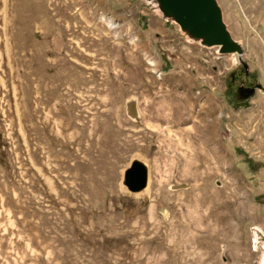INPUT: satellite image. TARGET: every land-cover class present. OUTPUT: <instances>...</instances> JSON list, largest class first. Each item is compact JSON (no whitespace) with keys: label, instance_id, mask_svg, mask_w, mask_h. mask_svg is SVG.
Segmentation results:
<instances>
[{"label":"rangeland","instance_id":"1","mask_svg":"<svg viewBox=\"0 0 264 264\" xmlns=\"http://www.w3.org/2000/svg\"><path fill=\"white\" fill-rule=\"evenodd\" d=\"M83 1L81 24L0 0V264H264V0H218L242 56L144 0ZM207 109L213 144L178 149ZM133 157L147 200L119 187Z\"/></svg>","mask_w":264,"mask_h":264},{"label":"water","instance_id":"2","mask_svg":"<svg viewBox=\"0 0 264 264\" xmlns=\"http://www.w3.org/2000/svg\"><path fill=\"white\" fill-rule=\"evenodd\" d=\"M156 15L178 28L179 34L190 45L216 49L219 56H242L243 44L233 39L224 21L218 0H144ZM246 68L245 65H243ZM250 90L245 98L252 95ZM128 116L136 120L130 114ZM130 114V115H129ZM120 190L124 195L148 194L149 167L133 157L121 171Z\"/></svg>","mask_w":264,"mask_h":264},{"label":"bare ground","instance_id":"3","mask_svg":"<svg viewBox=\"0 0 264 264\" xmlns=\"http://www.w3.org/2000/svg\"><path fill=\"white\" fill-rule=\"evenodd\" d=\"M54 1L56 2L58 0H54ZM59 2H60L59 6L65 11L71 10L73 7L78 6V8H79L78 12L75 15L71 16L70 13H68L67 15L71 16L73 18H78L81 24L86 23V9H87V7H86L85 2L83 0H80L78 2L76 0H59ZM108 26H109L108 30L113 32L115 37L118 38L119 35L116 32L117 25L115 23H113V22H110V23L108 22ZM13 31H14V33L17 32L16 28ZM56 44H57V42H56ZM193 100H195V99H193ZM190 101L191 100H189V99L185 100V102L188 103V104H191ZM132 103H134V102L133 101L130 102L131 110H132V112L135 113V108L132 107ZM190 107L192 108V106L189 105V107H187V109L192 111L190 109ZM204 116L205 117L201 118V121L198 120V122L195 123L194 127H189V128H186V127H183V126L179 127L176 124L177 132H175L174 135L176 137L175 145H176V147L178 149H180L182 151L186 149L188 152H191V154H192L195 151V148L197 146H199L200 148L197 150L198 152L196 154V157H198L200 155L203 156L204 149H201V146L202 145L203 146H208L213 141V139H212V131L211 130L214 128V124L212 123V121H210L212 116H213V110L207 109L206 115L204 114ZM190 117H192V116H190ZM160 118L165 119V117L163 115L162 116L160 115ZM176 121H177V123H179L178 119H176ZM166 131L168 133H170L168 130H166ZM183 133H187L189 135V137L187 136L188 138L185 139ZM194 139H196L197 145L195 144L196 142H194ZM223 158H224V156H223ZM185 166H187V164ZM191 174H193V176H195L194 172H191ZM175 188H177V187H172V189H175ZM183 188H186V187L184 186ZM148 193H149V191H148ZM138 197H141L144 200L148 199V195L147 194L146 195L145 194H139ZM1 199L3 201V197H1ZM225 217L228 219V215L227 214L225 215ZM225 224H226V226H228V221L225 222ZM259 229L260 228H257L256 232L254 233L256 241L258 240V233L261 232Z\"/></svg>","mask_w":264,"mask_h":264},{"label":"flooded vegetation","instance_id":"4","mask_svg":"<svg viewBox=\"0 0 264 264\" xmlns=\"http://www.w3.org/2000/svg\"><path fill=\"white\" fill-rule=\"evenodd\" d=\"M231 79H232L233 82H235V79H237L236 76L234 75V73L231 74Z\"/></svg>","mask_w":264,"mask_h":264}]
</instances>
